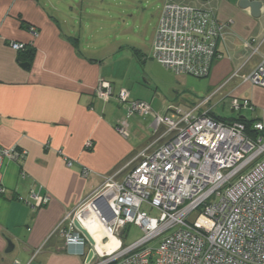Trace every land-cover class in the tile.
Here are the masks:
<instances>
[{"label":"crops","instance_id":"1","mask_svg":"<svg viewBox=\"0 0 264 264\" xmlns=\"http://www.w3.org/2000/svg\"><path fill=\"white\" fill-rule=\"evenodd\" d=\"M238 2L211 0L216 19L231 23L216 42L220 57L213 60L208 75L188 80L183 74L185 78H177L175 85L173 80L168 82L191 105L196 103L194 97L214 93L204 105L210 113L212 99L216 104L226 97H246L253 106L246 117L264 123V87L233 75L238 69V74L248 73L264 56V0L256 17ZM75 4L71 0H0V145L26 150L22 159L4 158L0 166V264H28L31 258L30 264H84L83 257L66 251L56 227L105 176L122 169L151 141L162 143L168 138L161 136L163 126L154 130L152 120L140 122L149 115L138 114L126 119L127 137L119 134L116 127L125 120V110L115 96L104 100L95 94L100 79L109 81L115 93L114 77L106 62L92 55L87 37L93 23L85 11L76 12ZM251 38L259 47L248 57L250 49L244 43ZM11 41L33 49L30 60L20 59L22 51L12 49ZM24 61L29 62L28 68L20 65ZM118 64L113 62L112 67ZM169 105L173 104H165L157 113H165ZM87 141L89 147H85ZM66 158L73 160L71 166ZM81 167L90 170L86 177ZM31 190L48 194L49 201L33 207ZM7 240L13 244L10 251H6Z\"/></svg>","mask_w":264,"mask_h":264},{"label":"built area","instance_id":"2","mask_svg":"<svg viewBox=\"0 0 264 264\" xmlns=\"http://www.w3.org/2000/svg\"><path fill=\"white\" fill-rule=\"evenodd\" d=\"M230 23L216 19L211 0L198 5L167 1L150 56L175 75L204 78L220 57L216 42ZM29 30L35 32L33 27ZM9 45L16 51L25 46L16 41ZM244 46L250 57L259 42L251 38ZM238 72L233 75L264 87V56L248 73ZM95 94L104 100L115 96L125 110V120L116 127L121 136L128 135V117L150 114L151 126H163L161 136L168 138L151 141L126 163L123 168H130L122 177L116 176L123 168L105 176L64 215L56 230L64 237L66 251L83 257L84 264H264V123L255 121L258 135L250 137L242 123L216 119L210 108L204 109L214 93L186 109L169 105L163 114L153 112L143 100L129 99L124 88L114 93L104 79L98 81ZM230 109L239 112L253 106L246 97H231ZM90 145L87 141L85 147ZM25 154L16 146L0 145V166L4 158L19 160ZM65 162L73 164L69 158ZM80 171L83 177L90 172L86 167ZM20 175H25L23 170ZM29 197L33 207L50 199L32 190ZM195 210L190 223L187 217ZM92 214L102 235L96 240L89 233L94 241L90 244L72 220L80 223ZM127 224L138 227L141 236L124 244L121 235ZM110 240L114 243L108 246ZM152 240L157 246L148 245ZM89 250L93 253L85 262Z\"/></svg>","mask_w":264,"mask_h":264},{"label":"rangeland","instance_id":"3","mask_svg":"<svg viewBox=\"0 0 264 264\" xmlns=\"http://www.w3.org/2000/svg\"><path fill=\"white\" fill-rule=\"evenodd\" d=\"M71 1L76 2V12L85 11L89 14L87 17H90L93 25L91 34L87 38L92 46V55L106 62L108 73L114 77L112 81L116 86L115 89L124 87L129 93V99L149 103L155 113L161 112L164 105L168 103L182 109L191 105V102L182 99L180 93H174V88L168 81L173 80L175 85L177 78L186 77L188 80H199V78L191 75L185 77L182 76L183 74L175 75L148 57L151 51L152 35L165 0ZM113 62H119L120 65L112 67ZM203 97V95L194 97L193 101L198 102ZM230 100L231 98L226 97L214 104L216 99H212L209 103L212 113L226 120L233 118L235 114L249 116L247 110L239 112L231 110ZM150 118L149 114L146 118L140 119V122L149 124L152 120ZM147 212L156 215L154 212ZM196 216L195 210L188 215L187 220L192 223ZM80 223L95 239L102 235L100 229L97 232L91 230L89 226L92 225L88 221L82 219ZM123 232L121 238L124 244H129L141 236L140 229L132 224H127ZM148 245L157 246V242L152 240Z\"/></svg>","mask_w":264,"mask_h":264},{"label":"water","instance_id":"4","mask_svg":"<svg viewBox=\"0 0 264 264\" xmlns=\"http://www.w3.org/2000/svg\"><path fill=\"white\" fill-rule=\"evenodd\" d=\"M238 3H239L240 7H243V8L249 7L250 13L252 16H255V17L259 16L260 9L262 7L261 0H239ZM20 65L22 67L28 68L30 64H29V62L24 61V62H21ZM234 117L238 118V119L246 118V116L242 115V114H235ZM72 222H73V225L76 227V229H78L85 236L87 241L90 244H93L94 241L92 240L89 232L80 225L79 221L77 219H73ZM12 247H13V244L10 242V240H7L6 251H10L12 249ZM92 253H93L92 250L88 251L86 258H85V262H88L90 260Z\"/></svg>","mask_w":264,"mask_h":264},{"label":"trees","instance_id":"5","mask_svg":"<svg viewBox=\"0 0 264 264\" xmlns=\"http://www.w3.org/2000/svg\"><path fill=\"white\" fill-rule=\"evenodd\" d=\"M20 51H22V52H20V54H19V56H20V59H24V58H26V59H29L30 60V58L32 57V55H33V49H28L27 48V46L25 45L24 46V49L23 50H20ZM24 51V52H23ZM26 54V55H25ZM213 117H215L216 119H220V120H223V121H238V122H240V123H242L243 124V126H244V132L248 135V136H250V137H256L257 135H258V132H257V130H255L254 128H253V124H254V122L255 121H257L256 119H249V118H244V119H238V118H235L234 116H233V118H231V119H229V120H226V119H223V118H221V117H218V116H215V115H213V113H210Z\"/></svg>","mask_w":264,"mask_h":264},{"label":"bare ground","instance_id":"6","mask_svg":"<svg viewBox=\"0 0 264 264\" xmlns=\"http://www.w3.org/2000/svg\"><path fill=\"white\" fill-rule=\"evenodd\" d=\"M86 218L87 219L84 218L83 220L88 221L92 225V226H89V228H91V230H93L94 232L95 231L97 232L99 230V228L95 225L96 223H95V218H94L93 214H92V216L87 215Z\"/></svg>","mask_w":264,"mask_h":264}]
</instances>
